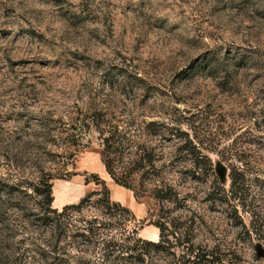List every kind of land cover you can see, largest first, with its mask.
<instances>
[{
	"label": "rangeland",
	"instance_id": "1",
	"mask_svg": "<svg viewBox=\"0 0 264 264\" xmlns=\"http://www.w3.org/2000/svg\"><path fill=\"white\" fill-rule=\"evenodd\" d=\"M127 70L131 83L117 86ZM95 99L114 101L110 110L118 114L141 112L179 128L211 159L226 190L231 169L244 171L250 186L236 200L237 221L249 225L254 215L264 220V0H0V177L23 182L17 201L5 192L0 196L14 207H2L1 264H57L54 255H41L48 251L45 241L55 242L58 234L51 239L44 226L22 217L39 206L25 182L35 170L59 169L60 151L45 143L64 142L49 134L50 120L87 112ZM131 99L141 104L138 109ZM87 139L89 147L70 166L71 177L53 180V209L102 190L97 176L111 200L135 214L139 238L158 241L153 223L160 203L116 184L102 161L98 135ZM182 140L165 132L153 143ZM192 172L189 165V188H180L175 204H165L172 213L164 215L186 208L208 227L200 241L217 234L233 241L235 258L224 264H264L258 256L264 247L238 235L237 222L208 201L205 177L194 183ZM9 216L16 220L5 229ZM60 245L71 251L73 239ZM81 256L61 258L78 264Z\"/></svg>",
	"mask_w": 264,
	"mask_h": 264
},
{
	"label": "trees",
	"instance_id": "2",
	"mask_svg": "<svg viewBox=\"0 0 264 264\" xmlns=\"http://www.w3.org/2000/svg\"><path fill=\"white\" fill-rule=\"evenodd\" d=\"M129 66L126 68L129 69ZM119 76L121 81L116 83L117 86L123 82L131 83L128 70L122 71ZM134 76L140 78L142 73ZM110 88L115 90V83H111ZM131 100L138 109L141 104L135 99ZM111 102L95 99L87 112L71 111L50 120L49 134L64 143L45 145L58 149L62 161L56 163L59 169L55 174L45 167L31 174L25 184L35 193L39 206L30 208L26 214L22 213L25 220L44 226L51 239L58 234L55 242L45 241L48 251H43L42 257L50 259L54 255L52 260L57 264H71L74 261H71L72 258H61L71 252L82 254L77 258L78 264H96L100 261L104 264H224L225 261L234 260L236 244L228 238L218 237V234L200 241V233L208 227L203 225L201 219L190 215L186 208L173 210L179 212L177 216L164 215L172 213L170 209L166 211L165 204H175L182 194L180 188H189V165L193 170L190 180L196 183L201 176L205 177L208 201L223 207L227 220L237 222L234 226L239 230L238 235H245L250 241H257L264 247V220L254 215L249 225L237 221L240 217L236 200L250 186L244 171L237 167L231 169V187L226 190L215 176L211 159L199 152L195 144L189 143V135L169 122L144 117L141 112L118 114L110 110L115 106L114 101L113 106ZM165 132L184 136L185 140L182 143H153L154 138L162 137ZM91 133L98 135L102 161L114 182L134 191L137 198L150 195L160 203V218L153 223L160 231L158 241L139 238L140 227L135 214L121 203L113 202L108 187L97 176L94 178L102 185V190L87 195L78 204L65 206L61 211L53 209V180L63 179L65 174L71 177L70 166L74 167L76 156L89 147L87 137ZM166 149L174 150V154ZM22 184L18 177L11 183L0 177V196L5 192L10 200L17 201L19 198L16 194L20 193L18 187ZM4 203L0 199V217L2 207L6 212L14 208L12 204ZM247 207L245 204L244 208ZM21 210L24 211L23 208ZM19 215L16 214V217ZM12 217L9 216L5 229L14 224L16 219ZM71 226L74 228L70 229ZM68 238L73 239L71 251L67 247H60ZM181 248L186 251L178 252ZM86 255H91V258Z\"/></svg>",
	"mask_w": 264,
	"mask_h": 264
},
{
	"label": "water",
	"instance_id": "3",
	"mask_svg": "<svg viewBox=\"0 0 264 264\" xmlns=\"http://www.w3.org/2000/svg\"><path fill=\"white\" fill-rule=\"evenodd\" d=\"M258 256L263 257L264 256V251L261 248H258Z\"/></svg>",
	"mask_w": 264,
	"mask_h": 264
}]
</instances>
